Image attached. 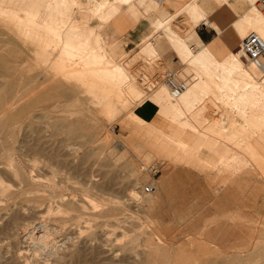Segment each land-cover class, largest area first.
Segmentation results:
<instances>
[{"label": "rangeland", "instance_id": "1", "mask_svg": "<svg viewBox=\"0 0 264 264\" xmlns=\"http://www.w3.org/2000/svg\"><path fill=\"white\" fill-rule=\"evenodd\" d=\"M136 1L0 0V264H264V68L204 48L186 6L122 51ZM167 71L200 82L190 109Z\"/></svg>", "mask_w": 264, "mask_h": 264}, {"label": "crops", "instance_id": "2", "mask_svg": "<svg viewBox=\"0 0 264 264\" xmlns=\"http://www.w3.org/2000/svg\"><path fill=\"white\" fill-rule=\"evenodd\" d=\"M193 1L194 0H137L129 6L122 8L116 14L110 25L114 42H116V46H118L117 48L123 51L122 47L119 46V41L117 42L120 38L127 41L130 47L135 46L137 42L142 40L144 35L150 32L156 23L160 20L169 18L173 14L171 12H175ZM197 2L202 12L206 15H204L205 18L208 19V16L211 17V19L209 18L210 20H208L212 22L211 27H213L205 28L204 24L197 27V42L204 46H209L216 55L220 56L235 48L237 49L238 47H236V45L232 46V43L228 41L229 37L226 36L221 40L222 38L220 37L219 31L229 32L228 34L236 33L239 24L244 23L243 18L253 8L254 1L198 0ZM256 2L257 0H255V5ZM256 8L260 11L257 5ZM125 11L132 13L134 19L137 21L140 17H146V19L149 18L150 20L144 19L138 24H135ZM250 32L254 31H249L248 33ZM245 36H243L242 39ZM172 56L175 58L174 55Z\"/></svg>", "mask_w": 264, "mask_h": 264}, {"label": "bare ground", "instance_id": "3", "mask_svg": "<svg viewBox=\"0 0 264 264\" xmlns=\"http://www.w3.org/2000/svg\"><path fill=\"white\" fill-rule=\"evenodd\" d=\"M158 1V0H157ZM198 0H194L193 2H191L190 4H187V5H185L186 6V9H191V10H193V11H195L196 13H198L200 16H201V18H203V20H204V22H203V24L204 25H210V26H212L211 25V22L207 19V18H205V14L203 15V14H201L200 12H199V10H200V7H199V4H198V2H197ZM258 2H259V0H257V2H256V5H257V7H258ZM160 3V2H159ZM254 5V6H253ZM252 6H253V8L246 14V16L243 18V21H244V23H240L239 24V26L237 27V32L236 33H232V34H228L229 32H226V31H219V34H220V37L222 38L221 40H223L226 36L227 37H229V42L230 43H232V42H234V41H236V40H238V39H242V37L243 36H245L246 34H247V32L249 31V30H251V31H254V32H250V33H248L243 39H245L248 35H250V34H252V33H255V34H257V35H259L263 40H264V33H263V29H264V17H262V15H261V11H258L257 10V8H256V5H255V2H254V4H253ZM159 6V5H158ZM180 9V8H179ZM178 9V10H179ZM178 10H176L175 11V13L178 11ZM175 13H173L170 17H169V19L167 18V19H163V20H161V22L159 23V26H158V29H161V28H165L166 30H169V28H168V23L171 21V18H172V16H174V14ZM245 13V12H244ZM173 19V18H172ZM238 21V20H237ZM241 21V20H240ZM187 29V28H186ZM174 35V34H173ZM197 37V36H196ZM176 38V37H175ZM242 39V40H243ZM242 40H240V43H241V41ZM176 41V40H175ZM177 41H178V43L180 44V46L181 47H183L184 45H185V41L183 42L180 38H177ZM176 41V42H177ZM175 44V43H174ZM231 45H233V43L231 44ZM230 45V46H231ZM240 45V44H239ZM206 47H208V46H204V48H206ZM185 48H187V46L185 47ZM196 49V51H194ZM191 51L192 52H197L198 51V55L196 54V55H192L191 57H190V59H189V61L191 62V64L193 65L192 67H194V69L197 71V72H204V68H199L198 66H197V63H199V62H202V64H204V58L203 57H199V55L201 54V52L202 51H200V49L198 48V47H193V48H191ZM238 54L245 60V64H246V67L247 68H254L255 69V71H258V72H260V70L262 69V68H264V64H263V67L261 66L262 64H260V62H261V60L264 58H261L260 59V62L259 63H256V62H254V61H252V60H249V59H247L244 55H243V53L242 52H240V50H239V47H238ZM0 57H1V53H0ZM211 60V59H210ZM211 63H213V62H211ZM264 63V62H263ZM117 64V63H116ZM260 65V66H259ZM259 66V67H258ZM205 67V66H204ZM207 68V67H206ZM195 71V72H196ZM263 72H264V70H263ZM166 73V72H165ZM164 75L165 74H163V77L162 78H164ZM57 78V77H56ZM158 78H159V75L156 77V79H154V83H155V86H161V87H163V88H165L164 87V85H162L161 83L162 82H160L161 80H158ZM55 79V78H54ZM204 80V78H201V81H203ZM243 83L244 84H246V85H248L249 83H250V79L249 78H247V77H243ZM48 83H50V82H48ZM47 84V83H46ZM187 85H188V87H187V89H186V91L184 92V93H182L178 98H176V99H173L171 96H170V94H169V92L167 91V89H166V91H167V93H168V96H169V98L171 99V100H173V101H176V100H178L179 102H180V104H181V106H182V108H186V109H190V107H191V104L194 102V101H196L197 100V89L199 88L198 86L200 85V82L198 83H196V84H194L193 86H190L188 83H187ZM21 93V92H20ZM164 93V92H163ZM155 95V94H154ZM157 97H161L162 98V96H161V94H159V93H156V98ZM13 101H14V99H13V97L12 96H5V95H0V117L1 118H7L8 116L9 117H12V115H13V106H12V103H13ZM23 101V100H22ZM21 101V102H22ZM24 101H25V99H24ZM17 105V104H16ZM19 105V104H18ZM177 105V104H176ZM175 105V106H176ZM140 112L142 113V115H145L146 113H144L142 110H140ZM138 115H139V113H137ZM147 115H145L144 117H146ZM154 127V126H153ZM154 129V128H153ZM184 129V128H183ZM156 130V129H155ZM178 133V132H177ZM173 137V136H172ZM210 143V142H209ZM212 144V143H211ZM207 145V144H206ZM204 146V145H203ZM185 147V146H184ZM205 147V146H204ZM41 151V153H43L44 154V152H43V150H40ZM176 152V151H175ZM182 154V153H181ZM193 162V161H192ZM191 162V163H192ZM153 168H155L156 170H157V172H158V168H157V166H154V167H152L151 169H150V172L153 170ZM152 173V172H151ZM153 188L155 189V187L153 186ZM6 190V189H5ZM155 191H156V189H155ZM155 191L152 193V194H154L155 193ZM98 207H99V205H97ZM96 207V206H95ZM264 217V216H263ZM264 220V219H263ZM247 249V248H246ZM248 249H249V251H252L253 249H255L253 246L251 247V248H249V246H248ZM263 250H264V245H263V248H262ZM248 256H250L249 254H248ZM263 256V255H262ZM261 256V257H262Z\"/></svg>", "mask_w": 264, "mask_h": 264}, {"label": "built area", "instance_id": "4", "mask_svg": "<svg viewBox=\"0 0 264 264\" xmlns=\"http://www.w3.org/2000/svg\"><path fill=\"white\" fill-rule=\"evenodd\" d=\"M258 3L264 13V0H259ZM239 50L247 59L259 63L260 59L264 57V40L259 35L252 33L241 41ZM161 82L173 99L178 98L188 87L187 80L181 78L180 73L177 71H167ZM152 171L157 173L155 168ZM154 191L152 185L144 189L146 194H152Z\"/></svg>", "mask_w": 264, "mask_h": 264}]
</instances>
